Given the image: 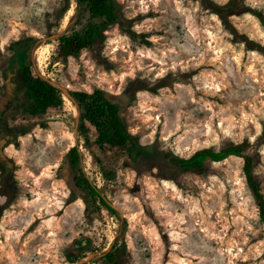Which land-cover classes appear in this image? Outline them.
Segmentation results:
<instances>
[{
  "label": "rangeland",
  "instance_id": "rangeland-1",
  "mask_svg": "<svg viewBox=\"0 0 264 264\" xmlns=\"http://www.w3.org/2000/svg\"><path fill=\"white\" fill-rule=\"evenodd\" d=\"M228 1L120 0L123 18L100 46L50 66L58 34L88 15L71 0L58 27L65 0H0V264H103L117 238L128 244L126 264H264V222L242 157L202 173L138 167L121 150L84 145L70 96L112 92L131 131L164 152L244 143L264 188V24L253 12L264 13V0H236L243 13L225 20L214 3ZM31 36L29 61L61 88L63 111L31 116L13 99L4 71L13 43ZM7 130L18 134L1 145ZM75 145L116 213L103 205L88 213L83 199L72 200L63 164ZM73 246L93 251L72 262Z\"/></svg>",
  "mask_w": 264,
  "mask_h": 264
},
{
  "label": "trees",
  "instance_id": "trees-1",
  "mask_svg": "<svg viewBox=\"0 0 264 264\" xmlns=\"http://www.w3.org/2000/svg\"><path fill=\"white\" fill-rule=\"evenodd\" d=\"M76 1L79 14L88 15L86 23L81 28L70 27L58 34L50 66L57 62L67 64L71 57L100 46L105 41L106 29L112 24L119 23L123 18L120 0ZM214 5L215 11L225 20L244 11L238 8L236 0ZM70 8L71 0H65L64 6L58 10V27L62 25ZM253 12L264 24V13L257 9ZM36 41V38L31 36L14 42L13 56L4 71L5 78L14 88L13 99L19 100L22 111L31 116L63 111L66 108L61 88L36 72L29 61V53ZM70 95L79 107V136L84 145L87 148L96 145L103 152L121 150L138 167L168 163L182 172L202 173L210 162H221L231 156L242 157L245 179L258 204L260 218L264 222V188L256 173V158L246 151L244 143L229 144L221 149L205 146L189 156L164 152L156 143H142L131 131L123 114V103L117 95L102 87H96L92 91L71 89ZM25 132L19 131L20 134ZM16 134L18 132L7 130L4 138L9 137L8 140H11ZM63 165L70 172L69 185L73 201L83 199L88 213L100 210L102 205L112 213L117 212L83 170L82 154L78 145L67 152ZM105 174L109 178L114 176V173ZM82 250L93 251L90 246L85 249L73 246L68 252V258L72 262L76 261ZM128 260V244L122 238H117L112 247L99 258L103 264H126Z\"/></svg>",
  "mask_w": 264,
  "mask_h": 264
},
{
  "label": "water",
  "instance_id": "water-1",
  "mask_svg": "<svg viewBox=\"0 0 264 264\" xmlns=\"http://www.w3.org/2000/svg\"><path fill=\"white\" fill-rule=\"evenodd\" d=\"M51 82H52V81H51ZM54 84H55V83H54ZM70 96H71V95H70ZM71 98H72V97H71ZM7 140H8L7 138L2 139V141H1V145H4V143H5ZM0 154H1V156H2L3 159H7V155H6L2 150H0ZM9 165L12 166L13 163H12L11 161H9Z\"/></svg>",
  "mask_w": 264,
  "mask_h": 264
},
{
  "label": "bare ground",
  "instance_id": "bare-ground-1",
  "mask_svg": "<svg viewBox=\"0 0 264 264\" xmlns=\"http://www.w3.org/2000/svg\"><path fill=\"white\" fill-rule=\"evenodd\" d=\"M6 16V15H5ZM1 24V23H0ZM87 258V257H86Z\"/></svg>",
  "mask_w": 264,
  "mask_h": 264
}]
</instances>
